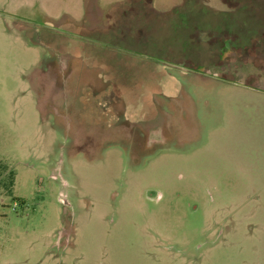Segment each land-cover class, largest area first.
<instances>
[{"label": "rangeland", "instance_id": "obj_1", "mask_svg": "<svg viewBox=\"0 0 264 264\" xmlns=\"http://www.w3.org/2000/svg\"><path fill=\"white\" fill-rule=\"evenodd\" d=\"M151 2L0 0V264H264V0ZM45 51L104 80L46 113Z\"/></svg>", "mask_w": 264, "mask_h": 264}, {"label": "crops", "instance_id": "obj_2", "mask_svg": "<svg viewBox=\"0 0 264 264\" xmlns=\"http://www.w3.org/2000/svg\"><path fill=\"white\" fill-rule=\"evenodd\" d=\"M153 5L155 8L157 5L156 0H153ZM152 2H151V6ZM158 6V5H157ZM162 6V5H161ZM88 29L87 26L81 27V29ZM230 49V48H228ZM228 51V50H227ZM62 57L58 56L57 54L49 53L48 51H45L42 59L40 61V64L38 65V70L36 72V81L39 88V94L41 95V101L44 104V109L46 113H50V110L48 108H51V110L55 113L57 111L58 114H60V109L63 107V99L61 100V96L63 93H73L76 92L75 87H73V80L74 77L77 75V73L81 72L83 75L86 73H89L91 68L84 65L82 61V56L76 55V54H70L67 55L64 58L65 66L62 65ZM153 98L151 97V102ZM54 108V109H52ZM41 110V108H40ZM119 118V117H118ZM157 117H149L145 119H140L139 121H132L131 119L124 118V119H118V131L117 135L122 137V140H126L127 138V131L133 132L135 137H139L140 146L139 148H147V146H150V148H154V146L162 144H169L170 142H181V137L171 136V137H165V136H158L156 133L154 136L152 126L155 125V128L161 127V124L159 125L158 122H155ZM160 120V119H159ZM141 122H148L149 124H141ZM120 123V124H119ZM127 126L133 127L132 130H127ZM160 126V127H159ZM122 127V128H121ZM138 130V131H137ZM138 133V134H137ZM145 133V134H144ZM137 134V135H136ZM146 136V140L144 141V147L141 146L142 143V135ZM143 135V136H144ZM142 140V141H141ZM169 142V143H168ZM168 146V145H167ZM134 151V148L132 149Z\"/></svg>", "mask_w": 264, "mask_h": 264}, {"label": "trees", "instance_id": "obj_3", "mask_svg": "<svg viewBox=\"0 0 264 264\" xmlns=\"http://www.w3.org/2000/svg\"><path fill=\"white\" fill-rule=\"evenodd\" d=\"M240 49L242 50L243 53H245V55H243V54H239V55H242L244 58L251 55V62L257 68H259L262 73H264V64H259L258 62H256V58H255L256 55H254V57H253L251 54L255 51L258 53L257 54L258 56L264 57V33H260L257 37L253 36L252 37V43L249 45H242ZM251 51H253V52H251ZM231 53H233V49H231L229 51V54H231ZM5 167H6V165L3 164L2 162H0V171L1 170L4 171Z\"/></svg>", "mask_w": 264, "mask_h": 264}, {"label": "flooded vegetation", "instance_id": "obj_4", "mask_svg": "<svg viewBox=\"0 0 264 264\" xmlns=\"http://www.w3.org/2000/svg\"><path fill=\"white\" fill-rule=\"evenodd\" d=\"M232 49V48H231ZM231 49H229V51L231 50ZM229 51H228V54H229ZM82 60H83V58H82ZM84 65H86L87 67H89V68H91V69H95V70H93V71H96V67L94 66V65H89V64H85L84 63ZM98 70V69H97ZM97 75V76H96ZM95 76H96V78H98L99 80L100 79H103L102 78V74H100L99 73V70L98 71H96V74H95ZM104 80V79H103ZM108 85V84H107ZM155 103H154V101L152 100V106H154L155 107ZM119 108V107H118ZM155 116H157V112L155 113V114H153V116L152 117H155Z\"/></svg>", "mask_w": 264, "mask_h": 264}, {"label": "water", "instance_id": "obj_5", "mask_svg": "<svg viewBox=\"0 0 264 264\" xmlns=\"http://www.w3.org/2000/svg\"><path fill=\"white\" fill-rule=\"evenodd\" d=\"M155 122H158L159 123V119H157ZM141 124L144 125V124H149V123L148 122L147 123L146 122L145 123L144 122H141Z\"/></svg>", "mask_w": 264, "mask_h": 264}]
</instances>
